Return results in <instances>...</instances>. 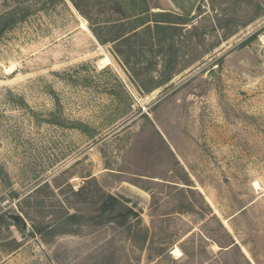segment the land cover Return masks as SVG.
Instances as JSON below:
<instances>
[{"label":"rangeland","instance_id":"1","mask_svg":"<svg viewBox=\"0 0 264 264\" xmlns=\"http://www.w3.org/2000/svg\"><path fill=\"white\" fill-rule=\"evenodd\" d=\"M263 37L264 0H0V264H264Z\"/></svg>","mask_w":264,"mask_h":264},{"label":"water","instance_id":"2","mask_svg":"<svg viewBox=\"0 0 264 264\" xmlns=\"http://www.w3.org/2000/svg\"><path fill=\"white\" fill-rule=\"evenodd\" d=\"M173 8L181 13L184 17H189L194 14L200 0H169ZM133 208L124 202L116 201L112 207L110 214L106 217V220H114L126 218L133 214ZM9 219L18 223L21 227H26L27 222L21 215L10 214Z\"/></svg>","mask_w":264,"mask_h":264},{"label":"bare ground","instance_id":"3","mask_svg":"<svg viewBox=\"0 0 264 264\" xmlns=\"http://www.w3.org/2000/svg\"><path fill=\"white\" fill-rule=\"evenodd\" d=\"M82 29L88 31V28L86 26V22L83 23ZM263 42H264V37H263ZM111 64H112V62H111L110 58H108V57L100 61V66H101L102 69L107 68ZM173 253H174V255L178 254L179 253V249L178 248L174 249Z\"/></svg>","mask_w":264,"mask_h":264},{"label":"trees","instance_id":"4","mask_svg":"<svg viewBox=\"0 0 264 264\" xmlns=\"http://www.w3.org/2000/svg\"><path fill=\"white\" fill-rule=\"evenodd\" d=\"M160 29H164V28H160ZM112 201H113V198L110 199V201L107 202V203L104 205V207L102 208V210H103L104 212L108 210V208L110 207V204L112 203Z\"/></svg>","mask_w":264,"mask_h":264}]
</instances>
